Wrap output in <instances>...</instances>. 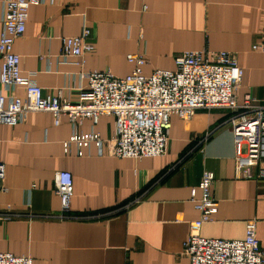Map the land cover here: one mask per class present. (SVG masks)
I'll list each match as a JSON object with an SVG mask.
<instances>
[{
    "label": "crops",
    "instance_id": "crops-1",
    "mask_svg": "<svg viewBox=\"0 0 264 264\" xmlns=\"http://www.w3.org/2000/svg\"><path fill=\"white\" fill-rule=\"evenodd\" d=\"M90 28L94 48L79 57L61 56L62 39ZM4 5L0 0V33ZM264 0H41L29 9L25 33L14 52L24 75L44 95L77 103L88 80L85 73L110 71L124 77L135 64L128 54L147 60L145 74L174 69L186 50H226L244 70L237 98L251 95L264 104ZM2 60L0 59V68ZM23 96L24 88L0 94ZM8 98V99H9ZM225 108L198 109L190 119L171 117L167 152L143 159L111 153L114 116L75 124L51 112L26 114L23 122L0 124V251L32 257V264H190L184 243L199 212L191 200L204 170L215 174L219 202L201 233L208 238L243 239L246 223L257 220L264 250V178L238 177L236 146ZM77 133L99 132L79 155ZM264 168V161L260 163ZM73 175L71 214L60 218L55 174ZM138 200V201H137Z\"/></svg>",
    "mask_w": 264,
    "mask_h": 264
},
{
    "label": "built area",
    "instance_id": "built-area-1",
    "mask_svg": "<svg viewBox=\"0 0 264 264\" xmlns=\"http://www.w3.org/2000/svg\"><path fill=\"white\" fill-rule=\"evenodd\" d=\"M41 0H2L4 28L0 33V84L6 88H24L23 96L0 94V124L11 126L23 122L30 112H51L55 124L66 115L77 126L83 118L97 122L102 115L114 116L116 132L111 153L121 158L143 159L163 156L167 152L171 117L187 120L198 109L225 108L231 112V124L236 146L238 177L264 178V104L251 95L242 101L237 89L244 70L229 51L186 50L175 58L174 69H156L145 74L142 66L147 60L141 54H128L135 64L124 77L110 71H91L84 74L88 83L77 103L62 97L44 95L43 88L31 75L21 71L20 56L14 52L18 37L26 31L29 9ZM90 28L82 33L62 39L61 56L64 59L79 57L91 51ZM264 52V39L253 45ZM9 98V99H8ZM105 140L99 132L77 133L64 143L68 151L71 144L83 155V148L91 143L102 147ZM5 165L0 161V181L5 178ZM215 174L204 170L197 186L191 188V200L199 212L190 223V233L184 243V252L190 264H264V250L257 236V220L246 223L243 239L208 238L201 233L205 222L213 220L219 202L214 196ZM0 190L5 187L0 185ZM55 190L60 198V218L71 214L74 196L73 175L68 170L55 174ZM138 201V200H137ZM0 264H32V257L0 251Z\"/></svg>",
    "mask_w": 264,
    "mask_h": 264
}]
</instances>
